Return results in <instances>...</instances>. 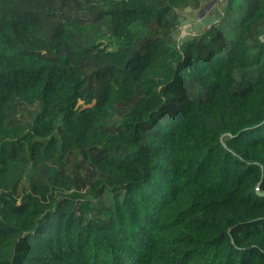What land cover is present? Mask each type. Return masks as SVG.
I'll return each instance as SVG.
<instances>
[{"label": "trees", "instance_id": "trees-1", "mask_svg": "<svg viewBox=\"0 0 264 264\" xmlns=\"http://www.w3.org/2000/svg\"><path fill=\"white\" fill-rule=\"evenodd\" d=\"M0 0V264H264V0Z\"/></svg>", "mask_w": 264, "mask_h": 264}, {"label": "rangeland", "instance_id": "rangeland-1", "mask_svg": "<svg viewBox=\"0 0 264 264\" xmlns=\"http://www.w3.org/2000/svg\"><path fill=\"white\" fill-rule=\"evenodd\" d=\"M213 0H199V7H186L183 10L184 21L179 27L176 38L183 39L200 34L204 29L216 21L223 13L226 0H218L211 9H207L204 16H200V11Z\"/></svg>", "mask_w": 264, "mask_h": 264}, {"label": "water", "instance_id": "water-1", "mask_svg": "<svg viewBox=\"0 0 264 264\" xmlns=\"http://www.w3.org/2000/svg\"><path fill=\"white\" fill-rule=\"evenodd\" d=\"M217 1H218V0H213V1H211L210 3H208V4L206 5V7L200 11V16H204L206 10H207V9H211V8L215 5V3H216ZM257 192H258L259 194H261V195H264V192H261V191H259V190H258Z\"/></svg>", "mask_w": 264, "mask_h": 264}]
</instances>
